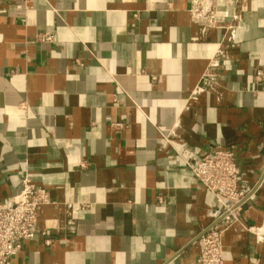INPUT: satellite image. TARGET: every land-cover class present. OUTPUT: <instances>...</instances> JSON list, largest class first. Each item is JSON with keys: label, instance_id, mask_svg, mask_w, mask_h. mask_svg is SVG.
Returning a JSON list of instances; mask_svg holds the SVG:
<instances>
[{"label": "crops", "instance_id": "1", "mask_svg": "<svg viewBox=\"0 0 264 264\" xmlns=\"http://www.w3.org/2000/svg\"><path fill=\"white\" fill-rule=\"evenodd\" d=\"M216 4L0 0V202L23 174L50 198L10 264H196L217 205L189 166L219 147L254 191L224 264H264V0Z\"/></svg>", "mask_w": 264, "mask_h": 264}, {"label": "built area", "instance_id": "2", "mask_svg": "<svg viewBox=\"0 0 264 264\" xmlns=\"http://www.w3.org/2000/svg\"><path fill=\"white\" fill-rule=\"evenodd\" d=\"M12 1L26 3L28 0ZM216 2L190 0L191 21L203 28H220ZM35 41L50 44L53 34H37ZM114 126L119 127L118 124ZM189 170L197 184L212 195L217 205L216 221L197 240L196 264H224L226 256L222 236L237 222L241 207L254 191L239 187V169L231 148L219 147L210 151L198 163L190 165ZM49 203L48 191L35 185L28 175H21L19 193L10 202H0V264H10L11 259L21 252L23 243L36 236L39 211ZM41 235L44 233L41 232Z\"/></svg>", "mask_w": 264, "mask_h": 264}]
</instances>
